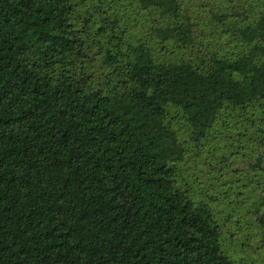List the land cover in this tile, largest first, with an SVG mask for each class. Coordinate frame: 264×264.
Masks as SVG:
<instances>
[{
	"label": "trees",
	"instance_id": "16d2710c",
	"mask_svg": "<svg viewBox=\"0 0 264 264\" xmlns=\"http://www.w3.org/2000/svg\"><path fill=\"white\" fill-rule=\"evenodd\" d=\"M132 1L0 0V264H233L178 172L244 116L264 174V1Z\"/></svg>",
	"mask_w": 264,
	"mask_h": 264
},
{
	"label": "rangeland",
	"instance_id": "374dc122",
	"mask_svg": "<svg viewBox=\"0 0 264 264\" xmlns=\"http://www.w3.org/2000/svg\"><path fill=\"white\" fill-rule=\"evenodd\" d=\"M192 1V0H190ZM236 0L193 1L190 6L199 16L198 35L205 37L202 49L220 47L217 26L210 21L207 9L231 12ZM264 1V0H263ZM121 10L131 18L132 0H118ZM191 3V2H190ZM208 5L205 9L199 4ZM247 6V5H246ZM204 9V10H202ZM219 30V29H218ZM187 53L179 55L188 56ZM194 54V53H193ZM244 116L223 117L207 140L198 147L191 146L189 158L179 164L178 178L198 202L211 208L221 229L224 251L233 264H264V241L254 219L260 192L264 190V174L251 170L248 162L258 157L257 132Z\"/></svg>",
	"mask_w": 264,
	"mask_h": 264
}]
</instances>
